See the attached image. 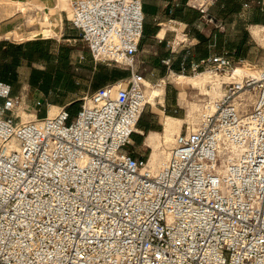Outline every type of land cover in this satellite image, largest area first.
I'll return each instance as SVG.
<instances>
[{
  "label": "built area",
  "instance_id": "built-area-1",
  "mask_svg": "<svg viewBox=\"0 0 264 264\" xmlns=\"http://www.w3.org/2000/svg\"><path fill=\"white\" fill-rule=\"evenodd\" d=\"M71 4L67 20L90 58L128 74L53 116L48 95L27 105L0 79V264H264V64L239 79L245 59L230 51L186 53L177 71L168 58V75L232 80L152 166L128 149L150 105L142 0ZM21 105L35 117L23 120Z\"/></svg>",
  "mask_w": 264,
  "mask_h": 264
},
{
  "label": "crops",
  "instance_id": "crops-1",
  "mask_svg": "<svg viewBox=\"0 0 264 264\" xmlns=\"http://www.w3.org/2000/svg\"><path fill=\"white\" fill-rule=\"evenodd\" d=\"M70 1L8 0L7 9L10 11V17L13 18L2 23L0 22V41L7 40L15 44L39 40L46 42L45 40L47 39H33L27 42L12 41L10 35L21 36L18 31H21L25 25V22L23 23L25 15H16L19 12L29 14L35 10L43 11L36 19L34 17L30 18L31 21L36 20L37 22L31 24L33 29L29 38L38 33L42 34L45 29L51 28L47 27L50 26L48 24L50 13L47 9L54 11L55 28H59L62 32L65 30L66 34L79 36V33L70 25H65V17L63 12L61 13V11L66 10L70 13L69 17H71ZM202 1L205 2L206 6L204 11L198 7H194L193 0H142L145 23L138 57L141 61V67L145 71L146 82L154 83L166 77L168 65L165 61L168 58L172 57V68L176 71L179 70L186 53L188 54V61L200 60L209 55L221 54L224 51H230L236 57H242L245 49L246 30L264 21V6L255 5L252 9V7H249L250 0ZM257 2L260 4L262 0H257ZM19 4L25 6V11H21ZM4 9L6 10V8ZM37 23L39 24L38 26H36ZM248 25L249 27H247ZM230 26H233L231 27L233 29L236 28V32L233 31L231 33ZM51 29L55 32L53 28ZM34 45L32 43L26 49L29 50ZM41 48L42 55L36 54L23 58L20 65L10 70L3 78L0 77V79L15 84L16 82H14L12 77L15 78L20 74L21 65L30 63L31 71L26 84L29 88L31 87L32 90H35L34 97L41 94L46 95L45 93L49 91L48 88L51 89V87H54L53 85L62 83L65 80L68 81L70 76L68 67L71 51L61 46L58 48L57 53L47 50L46 47ZM38 63L42 64L38 65ZM48 83L50 86H45ZM24 90L25 92L28 91L27 86L24 87ZM13 91L16 93L14 89ZM165 92L164 103L161 105L165 106L166 104L169 107L178 109L175 111V109L164 108L168 114L181 115L182 111L178 107L181 90H178L176 87L166 86ZM27 94L28 92L25 95ZM146 121L149 125L148 130L146 131L142 127H138L140 131L139 135H136L137 139L132 137V145L128 146V149L138 157H147V153L140 149L145 134L161 129V125L157 122L154 113H151Z\"/></svg>",
  "mask_w": 264,
  "mask_h": 264
},
{
  "label": "rangeland",
  "instance_id": "rangeland-1",
  "mask_svg": "<svg viewBox=\"0 0 264 264\" xmlns=\"http://www.w3.org/2000/svg\"><path fill=\"white\" fill-rule=\"evenodd\" d=\"M7 1L8 0H0V22H5L13 17H10V11L7 9ZM249 7L253 9L255 5L264 6V0L259 4L257 0H250ZM20 7V6H19ZM6 8V10L4 9ZM72 10V9H71ZM49 15V25L47 27H51L55 32H52L51 36L44 37L43 34L38 33L37 35L29 38L31 35V31L33 26L31 24L33 22H37L36 20L31 21L30 18L34 17L35 19L43 13L42 10H35L30 12L29 14H24L22 12L17 13L16 15H25L23 19V29L18 31L21 36L11 35L10 39L12 41H22L27 42L33 39H47L41 47H46L47 50H51L53 53H57L58 48L66 47L71 51L70 64L68 67L69 80L59 83L57 85H53L54 87L51 89L48 88V103L49 112L50 109H53L54 113L58 110V108L65 104H70L73 110H76L81 102V97L84 95L91 93L94 89L101 86L102 81L105 79L106 83L108 82H116L124 77L123 75H111L109 74V69L116 68L118 72L127 71L123 67L109 65L105 62L99 61L95 63L90 56L88 55L87 48L84 42L80 39V36H73L66 34L67 32L64 30L63 32L59 30V28H55L54 21V11H50ZM65 17V25H70L67 20V17L70 15L68 11H61ZM264 13V12H263ZM14 15V16H16ZM264 21L259 22L257 25L249 27V30H246L247 35L245 34V49L243 51L242 58L245 59V64H236V66H242L248 68L250 70H256L259 66H253L254 64L262 65L264 64ZM39 24L37 23L36 26ZM71 26V25H70ZM26 27V28H25ZM231 33L233 31L236 32V28H231ZM257 28L260 36H254L252 34V30ZM77 32V31H76ZM234 32V33H235ZM78 33V32H77ZM250 33V34H249ZM79 35V34H78ZM247 37V39H246ZM76 38V39H74ZM249 42V43H248ZM79 50V52H78ZM83 52L86 54V58L84 60H79V54L77 53ZM53 55V54H52ZM39 57V56H38ZM43 60L42 58H40ZM42 63H38L41 65ZM30 63H24L20 67V74L17 77L13 78L15 84H12L13 89L16 93L25 95L28 92L27 96L24 97V100L27 102V105H31L32 99L35 94V90H32L31 87L26 84L27 78L30 75ZM182 74V73H180ZM203 75L197 77L194 81H189L186 78L181 80H177L176 76L178 74H170L166 75L165 78L156 81L154 83L148 82L150 87L147 88V93L149 97L150 105L146 108L144 114L146 117H149L151 113L156 115L157 122L161 125V129L158 131H152L144 136L143 143L141 144V150L147 153V157H149L150 163H155V165H159L161 162L167 160L171 148L175 144V137L178 133L186 130V123H190L191 126H196V124L200 121L201 109L203 107L204 101H209L215 97H217L222 92V86L218 83L220 80L227 81V76L222 77L224 75H214L212 73H202ZM186 77H194L191 73H185ZM229 76V75H228ZM206 78V79H205ZM227 78V79H225ZM208 79V80H207ZM164 80V81H162ZM189 82V83H188ZM183 83V84H182ZM27 86L28 91L25 92L24 87ZM45 86H50V84H45ZM166 86L176 87L180 92V101H179V109L182 111L181 115H170L166 112L167 109H178L169 107L164 103V97L166 94ZM31 89V90H30ZM150 90H156V93H150ZM252 94L245 95L244 100L247 102L246 105L249 104L250 98ZM26 108H20L19 114L24 119H29L35 117L34 113ZM165 108V109H164ZM167 116L173 117L174 119L169 120L171 128L166 130V118ZM162 123V124H161ZM137 133H139V129H137ZM152 133V134H151ZM164 133V134H163ZM136 145V143H135ZM164 150H163V149ZM151 158L153 161H151Z\"/></svg>",
  "mask_w": 264,
  "mask_h": 264
},
{
  "label": "trees",
  "instance_id": "trees-1",
  "mask_svg": "<svg viewBox=\"0 0 264 264\" xmlns=\"http://www.w3.org/2000/svg\"><path fill=\"white\" fill-rule=\"evenodd\" d=\"M44 41H34V42H27V43H11L7 40L0 41V77H4L10 70H13L16 66L20 65L22 59L32 55H42V44ZM34 43V47L31 49H26L28 45ZM109 74L113 75H123L124 77L127 74V71L118 72L116 68L109 69ZM102 84L106 83L104 79ZM73 110V109H72ZM75 111V110H73ZM146 114H142L141 118L138 122V127H142L144 130H148L149 125L147 123ZM138 133H134L132 137L137 139Z\"/></svg>",
  "mask_w": 264,
  "mask_h": 264
},
{
  "label": "bare ground",
  "instance_id": "bare-ground-1",
  "mask_svg": "<svg viewBox=\"0 0 264 264\" xmlns=\"http://www.w3.org/2000/svg\"><path fill=\"white\" fill-rule=\"evenodd\" d=\"M71 2V1H70ZM19 6H20V9H21V11H25V6L24 5H22V4H19ZM71 9H72V4H71ZM71 16H72V11H71ZM34 21V20H33ZM52 32H53V30L51 29V28H47V29H45L44 31H43V35L45 36V37H49V36H51V34H52ZM252 34L254 35V36H257V37H259L260 36V34H259V31H258V29L257 28H254L253 30H252ZM11 36V35H10ZM202 73H212L211 71H204V72H202ZM202 73H200L199 75H196V76H194V77H186V75H183V74H178V76H176V79L177 80H181V79H183V78H186L187 80H189V81H194L197 77H199V76H201V75H203ZM258 73V69H256V70H250V69H248V68H245V67H242V66H236V69H235V72H234V75L235 76H239V77H237V78H241V77H243L244 75H250V74H253V75H256ZM212 74H214V73H212ZM225 76H227V78H228V80L227 81H225V80H223V81H219L218 83H220L221 84V86H222V92L217 96V97H215V98H213V99H211V100H209V102H210V104H212V102H214L215 100H217L218 99V97H220L222 94H223V92L225 91V89H226V86H227V83H229L231 80H232V77L229 75H224V76H222V77H225ZM227 78H225V79H227ZM206 79V78H205ZM208 80V79H207ZM145 82V85H146V91H147V88L148 87H150V85H149V83L148 82H146V80L144 81ZM189 83V82H188ZM150 93H156V90H150ZM248 94H252L250 91H246L245 93H243V94H240V96L239 97H242V96H245V95H248ZM253 95V94H252ZM239 97H237L236 99H235V101H238V99H240ZM253 100H254V97L252 96L251 98H250V102H249V104L248 105H246V101L244 100L243 102H244V107H249V106H251V104L253 103ZM22 106L23 105H21V107L20 108H22ZM20 108H19V110H20ZM60 108V107H59ZM59 108H58V110L54 113V111H53V109H50V112H49V114L51 115V116H53V115H55L58 111H59ZM22 119L23 120H27V119H24L23 117H22ZM172 119H174V118H172V117H167L166 118V120H165V122H166V130H168L169 131V129L171 128V124H170V121L169 120H172ZM173 121V120H172ZM181 133V132H180ZM152 134V133H151ZM164 134V133H163ZM179 134V133H178ZM163 149V148H162ZM164 150V149H163ZM171 152V151H170ZM169 156H170V153H169ZM168 156V157H169ZM168 159V158H167ZM151 161H153V159L151 158ZM149 164L150 165H152V166H156L155 165V163L154 162H152V164L150 163V160H149Z\"/></svg>",
  "mask_w": 264,
  "mask_h": 264
}]
</instances>
